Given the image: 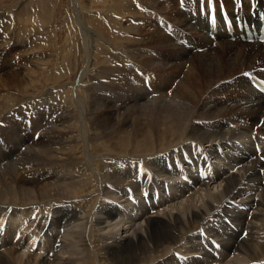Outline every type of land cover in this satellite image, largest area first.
I'll use <instances>...</instances> for the list:
<instances>
[{"label":"bare ground","instance_id":"obj_1","mask_svg":"<svg viewBox=\"0 0 264 264\" xmlns=\"http://www.w3.org/2000/svg\"><path fill=\"white\" fill-rule=\"evenodd\" d=\"M217 1L231 5V0ZM263 1L252 0L251 13L247 0H241L238 18L254 22L257 12H264ZM161 2L119 0L124 22L102 10H85L84 20L77 11L85 29V72L80 76L85 112L74 105L79 118L85 114V123L82 119L77 133L61 131L76 128L65 109L54 122L37 123L42 130L25 118L15 128L9 110L0 112V137L15 142L0 151V264H221L214 259L215 246L243 254L244 264H264V97L247 80L248 74L264 78V43L219 30L211 35L196 5L194 18L180 17L186 0L155 14ZM96 4L90 0L89 8ZM37 6L23 7L18 17L31 11L36 15ZM6 21L0 20V43L6 40ZM217 24L221 30V20ZM187 25L193 37L186 36ZM146 26L150 32L142 30ZM11 107L13 113L23 104ZM226 117L233 121L226 123ZM29 123V135L20 136ZM79 142L84 147L78 155L66 153L68 159L59 161ZM140 161L151 174L144 168V174L139 169L121 172ZM199 163L210 168L211 179L193 174ZM46 176L50 180L42 183ZM165 184L169 197L163 193ZM136 197L147 203L134 205L133 215L125 213ZM67 203L79 206H68L79 215H72L54 241L49 222L38 223V218L53 213L60 214L61 222L69 219ZM147 208L158 213L141 214ZM121 227L127 230L117 237ZM208 233L217 236L208 239ZM41 255L45 258H35Z\"/></svg>","mask_w":264,"mask_h":264},{"label":"rangeland","instance_id":"obj_2","mask_svg":"<svg viewBox=\"0 0 264 264\" xmlns=\"http://www.w3.org/2000/svg\"><path fill=\"white\" fill-rule=\"evenodd\" d=\"M93 1L95 3L97 2V4L92 6V8H89L90 0H77V1L76 0H57V1L56 0H0V20L1 19L7 20L6 22H7V25L9 26V28L7 29L8 31L4 30L2 33V35H4L2 39L6 37V40L4 41L5 43L4 42L0 43V93H1L0 95H2V98L0 96V112L9 110L7 117L8 119L9 117H11L10 122H13V124H15L14 126L15 128H16V125H20L18 121L19 120L22 121V118H25L31 121L32 123H34L35 125H38V127L42 130V127L39 124L44 125L46 123L54 122V120H56V115L62 112L63 109L68 110V116L71 117L70 122L71 124L75 122L73 125H74V128L76 127L75 129L62 127L61 131L65 135L68 134L69 132L77 133V131H79L78 129L79 128L78 126L80 125L79 123L82 124V119H83V122L85 123V119H84L85 114L84 115L82 114L83 117L79 118L77 116L78 115L77 110L75 109V106H74L75 104H78L79 106H81V109H84L82 110V112L83 113L85 112V108H84L85 107L84 105L85 104V93H84L85 89L82 88V87H85V84H84L85 80L81 81V78H80L82 71L85 72V70L83 69L85 65V62H84L85 61V29L82 27V23H81L82 20L77 15V11L78 10L80 11L81 9L82 11L81 13H83L84 20H85V14H84L85 10H87V12H95V11L102 10L104 13L109 15V17L112 16L114 17L115 20L118 19L117 21L124 22L125 20H127L126 12H124V14L122 13L118 14L119 7L117 9V4L119 0H106L105 4L102 6L100 4L102 0L101 1L93 0ZM162 1L163 2L159 4V7L154 10L155 14H157V12L162 13V11L163 12L164 11L167 12L169 10L171 11L173 10L174 7L178 8L177 7L178 0H162ZM33 4H38V6L36 7V9H38V13L36 15H33L31 11L26 18L18 17L17 12L22 11L23 7L30 8V6ZM170 17L172 18V14ZM180 17L185 18L186 16L182 15ZM139 18H140L139 15L134 16L133 21L136 26H139L138 24L141 23L140 22L141 20ZM136 26L133 25V27H136ZM185 27H187V29L185 30L186 36L193 37L194 30L192 28H189L188 25ZM146 28L147 30H145ZM20 29L21 31H24V36L22 35L23 37L16 36L17 32L21 36V31H18ZM142 30L146 32H150L151 28L146 26V27H143ZM23 38L27 39V41H24ZM30 39H32L33 41L32 40L30 41ZM9 42L12 44L8 45ZM29 44H31V46ZM3 46L4 47L7 46V48L5 47L6 49L3 51L5 52V54L3 52L1 53L2 49H4ZM21 50L23 51L21 52ZM10 75L12 77L14 76L13 82H12V77ZM172 78L176 79L178 77H174L172 75ZM2 81H7V82H2ZM19 85H21V87H19ZM81 88L83 89L84 92L82 91ZM49 91L52 93H50ZM81 92L84 94L82 98H81V95H82ZM77 93H79L80 95L79 94L77 95ZM44 95H47V98ZM41 100L43 101L41 102ZM77 100H80V102L81 101L83 102L80 103ZM72 101H74L75 103ZM64 102H66L67 104L65 105ZM19 103L23 104V107L19 108L20 111L18 109L16 111H12L13 113H11L10 112L11 110L10 108H12L11 106H15ZM231 103L232 102H230V104ZM27 106H29L30 109ZM69 106L71 107L69 108ZM69 110L71 111L69 112ZM73 113L76 115V117H74L75 115ZM71 114L74 116H72ZM224 119H226V123L229 120L233 121L231 117H226ZM71 120L72 121L74 120V121L72 122ZM73 125H72V128H73ZM29 126H31V123H29L27 126L22 128L23 131L24 130L26 131V135L24 131V133L22 132L20 136L26 137L27 135H29L27 134L28 130L30 129V128L29 129L27 128ZM245 128L249 129V127L247 126ZM250 129H252V127ZM9 130L11 131V133L10 131H8L10 135L12 134L13 127H11ZM188 141H195V140L190 138L188 139ZM0 143H1L0 151H3L4 148H5L4 150H6V148L12 147L15 142H13L10 139L6 141H4V139H1ZM82 147H84L82 142L72 144L70 150H67L66 152H64V155H61L60 157H58L59 161L61 162L66 161V158H67L66 153H70L71 155H78L79 152H81V150L83 149ZM138 165H140L142 169L144 168L143 161H140L137 163L132 162L131 167L122 168L121 172H130L136 169L140 170V167ZM56 172L58 173V171ZM145 172H149V170L146 169ZM55 173H52V174L55 176L56 175L58 176V174H55ZM149 173L151 174V171ZM49 180H50V177L46 176L41 181L43 183L44 181L48 182ZM250 186H253V185H250ZM108 193L110 194V192ZM132 201H136L137 203L134 202L135 204L130 205L129 207L127 206L123 208L125 213L127 214L132 213L131 215L134 214L135 212L134 209L136 208V207L134 208L133 206L140 205L138 204L139 202L143 203L141 199H138L137 197L133 199ZM150 201L152 202L151 199ZM155 201L157 200H154V202ZM68 206L79 208V206H76L74 203L64 204L65 210L70 216V218L63 222L60 221V214L54 215L53 213H48V214H43L38 218V223L49 222L51 227L48 231L53 236L54 241H56L59 238L60 232H65V227H67L68 223L72 220V215L74 216L79 215V214H75L74 210L68 209ZM243 210L247 211V207L244 208ZM250 210L254 211V209H250ZM252 212H249L250 215L253 214ZM144 213L156 215L158 211L153 212L152 210L147 208L141 214H144ZM248 216L249 214H247L246 216L247 221L249 222L250 218L248 219ZM126 230H127L126 228L121 227L118 233L116 234V236L118 237L120 234H122ZM262 231L264 232V225H263ZM203 232L204 231H201L200 235ZM243 235H245V233H243ZM208 236H209L208 237L209 239L211 237L215 238L217 235L208 233ZM205 239L206 238L202 239L200 237V241L201 243H203L201 245L203 246L205 244L204 243ZM60 248H59V251L61 250ZM225 252L226 253L221 257V259L218 260V262H220L221 264L222 263L231 264L233 261L239 264L240 263L244 264L246 261V260L242 261L245 258L243 254L241 255V253H236L232 251L230 252L225 251ZM35 258L44 259L45 257L41 255L40 257H35ZM211 261L212 260H208L207 264H215V262L213 261L211 262ZM191 263L192 262L188 264H191ZM251 263L252 262H249L247 264H251Z\"/></svg>","mask_w":264,"mask_h":264},{"label":"snow or ice","instance_id":"obj_3","mask_svg":"<svg viewBox=\"0 0 264 264\" xmlns=\"http://www.w3.org/2000/svg\"><path fill=\"white\" fill-rule=\"evenodd\" d=\"M184 0H181V5H183ZM200 6H201V11H204V0H199ZM208 3V8L210 11V22L214 23L215 22V5H214V0H207ZM234 3H236V0H234ZM221 15L226 18V10L223 7V4H221Z\"/></svg>","mask_w":264,"mask_h":264}]
</instances>
